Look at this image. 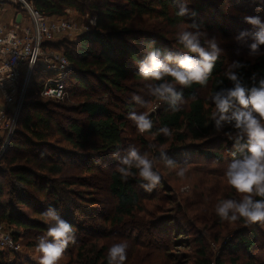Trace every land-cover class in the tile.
I'll use <instances>...</instances> for the list:
<instances>
[{"label": "trees", "instance_id": "1", "mask_svg": "<svg viewBox=\"0 0 264 264\" xmlns=\"http://www.w3.org/2000/svg\"><path fill=\"white\" fill-rule=\"evenodd\" d=\"M36 7L49 18L69 9L90 13L97 17V26L74 41L63 37L49 45L50 49L63 50L71 63L72 70L64 79L66 98H76L77 107L41 98L42 85L52 74L41 68L34 74L9 154L0 161V225L13 228L15 238L22 231L44 234L47 224L41 213L49 206L55 207L74 226L75 243L80 245L70 264H107L110 242L99 241L87 248L83 235L88 231L82 230L73 218L75 204L67 202L68 197L92 200L93 197H86L85 193L93 194L105 185L106 195L113 201L109 227L123 231L124 235L130 232L129 225L150 230L151 224L152 230L161 232L164 237L167 233L172 238L176 235L173 246L176 243L182 244L181 247L189 246L186 239L190 237L200 249L201 260L197 264H240L238 257L228 262L222 256L206 258L208 239L221 243L222 251L234 256L264 251V226L259 222L246 224L239 219L235 222L236 229H230L216 215L215 206L209 212L210 198L199 200L196 192L192 198H173L167 187L170 179L162 174L167 168L162 161L155 165L162 179L151 192L140 187L142 181L138 177L123 181L114 171L118 158L113 153L119 148L123 155L128 144L148 150L150 155L156 154V149H148L150 144L163 148L177 162L171 168L188 166L191 159L226 165L233 158L232 142L223 133H215L212 127L213 106L200 96L205 88L210 95L229 84L224 77L229 58L224 55L216 62L205 85L193 84L184 89L186 107L173 112L164 104L163 110L152 117L153 128L143 136L127 140L124 135L129 129L128 113L137 107L130 99L133 88L138 90L146 83L138 75L137 62L145 54L142 48L147 42L155 41L161 49H178L176 26L191 17L176 15L175 0H37ZM189 7L197 10V19L202 20L206 30L215 29L225 40L231 39V32L234 36L251 28L244 23V15H264L251 0H195ZM228 7L233 11L225 10ZM231 59L248 64L242 70L246 82H252L254 73L257 79L264 76V56L253 59L246 54ZM162 125L173 130L171 137L157 131ZM147 137H152L153 143L148 142ZM232 195L228 197L240 196L235 190ZM166 212H175L169 215L173 217L171 220L163 215ZM204 212H209L212 220L216 219L221 229L218 236L209 230L207 225L211 221L202 214ZM140 214L148 217V222L139 223ZM131 260H125L124 264ZM0 264H11L2 251Z\"/></svg>", "mask_w": 264, "mask_h": 264}, {"label": "clouds", "instance_id": "2", "mask_svg": "<svg viewBox=\"0 0 264 264\" xmlns=\"http://www.w3.org/2000/svg\"><path fill=\"white\" fill-rule=\"evenodd\" d=\"M195 0H175L176 15L191 17L186 23L176 26L175 40L180 47L165 50L157 47L155 41L147 42L142 48L145 52L138 60V75L146 82L144 94L133 93L131 101L139 108L148 105L147 98H156L173 112L180 111L184 104V89L193 84L205 85L216 62L225 52L222 45L225 38L209 34L199 13L189 5ZM264 11V0H251ZM244 23L251 26L231 37L237 45L247 48L249 58L264 56V16L244 15ZM245 61L236 59L227 64L224 77L229 84L219 87L208 97L213 106L210 121L215 133H223L232 142L233 158L224 168L227 184L240 194L239 198L225 197L217 201L215 213L222 220L243 219L246 224L259 222L264 226V76L257 79L254 73L252 82L243 77ZM170 78V79H169ZM223 84V81H221ZM147 97V98H146ZM128 119L140 133L154 126L148 111H130ZM157 131L171 137L173 130L167 125ZM148 149H156L155 155L141 150L135 144H128L121 155L119 148L113 153L118 158L114 171L121 180L138 177L140 187L151 192L160 183L162 176L156 169L157 161L166 167L177 162L163 148L150 144ZM176 175L183 177L185 168L180 167ZM41 216L47 224V231L38 237L35 245L40 255L38 264H60L61 257L69 244L75 243L74 226L55 209L49 206ZM9 245L12 241H7ZM2 247V245H0ZM129 245L124 239L113 242L106 253L107 264H124Z\"/></svg>", "mask_w": 264, "mask_h": 264}, {"label": "rangeland", "instance_id": "3", "mask_svg": "<svg viewBox=\"0 0 264 264\" xmlns=\"http://www.w3.org/2000/svg\"><path fill=\"white\" fill-rule=\"evenodd\" d=\"M229 12L233 11V8L228 7L225 8ZM235 12H238L237 10ZM7 15V14H6ZM72 15L74 17L75 22L79 26L89 27L90 31L93 30L97 26V17L91 15L90 13H81L77 10H72ZM264 16L263 14H261ZM209 34H214L221 36L215 29L208 30ZM233 36V32H231ZM70 41H74L77 37L75 35L72 36H65ZM226 42L222 45L225 49L224 56L228 57V62L232 61L231 58H235L238 56H244L247 54V48L245 47H238L236 44H233L232 39L225 40ZM60 53L64 52L63 50L59 51ZM145 84L140 89L137 90V87L133 88L132 94L140 93L144 94L146 92ZM209 89L205 88L200 91V96L207 99L209 96L208 94ZM132 96V95H131ZM147 98V97H146ZM148 105L146 108L141 109L138 106L136 107L135 111H148L151 117H156L158 113L163 110L164 104L159 102L156 98H147ZM208 101V100H207ZM64 105H68L70 108L77 107V99H65L62 101ZM186 103L184 102L183 107H186ZM81 118V116H77ZM20 120V118H19ZM17 130L19 126V121H17ZM129 129H127L126 133L124 134L127 137V140L133 138L135 139L138 135L143 136V133H140L132 121L128 122ZM17 132V131H16ZM16 134V133H15ZM13 135V137L15 136ZM6 134L0 135V142L6 139ZM13 137L8 141V145L2 153L0 161L9 154V146L13 139ZM146 140L148 142L153 143L152 137H147ZM0 143V146L1 144ZM188 162L189 165L185 166V175L183 177H179L176 175V171L180 168H169L167 167L165 171H163V176L168 177L170 181L167 184L168 190L172 191L171 196L173 198H192L194 197V193L196 192V196L199 200L206 199L207 197L212 200V208L216 205L217 201L228 197V195H232L234 189H232L226 181L224 177V168L226 165L217 163V162H205L201 159H191ZM199 188V189H198ZM198 189V190H197ZM93 193V192H92ZM86 197L92 196V200H81L76 199L74 197H68L67 202L75 204L72 208L73 218L77 220L83 229L87 230L86 234L83 235L84 241L88 247L94 245L96 242H110L111 245L113 242H116L120 239H124L128 242V249H127V257L126 260L132 259L129 261V264H197L200 261V249L196 245V243L192 242V238L188 237L186 242H189V246L181 247L182 244L176 243L173 246L172 241L175 239L176 235L172 238L170 237V233L164 237L161 235V232L153 231L151 224L149 228H142L140 226L129 225L131 227L130 232L124 235L123 231L119 229H110L109 222L112 215V206L113 201L110 197L106 195V187L104 185L102 190H97L93 194L85 193ZM202 197V198H201ZM91 198V197H90ZM99 200V201H98ZM89 202H97L95 204H91ZM180 203V200H178ZM171 209L172 207H168ZM94 209L96 211H94ZM77 210H81V212H77ZM93 211V212H92ZM195 212V211H191ZM200 212V211H199ZM209 212H204V216L211 221L209 230L218 236L221 232L220 227L216 223V219L210 216ZM175 212H166L163 215L168 217V220H171L172 215ZM171 215V216H169ZM138 221L141 224H145L148 222L149 218L145 217L143 214H140L138 217ZM226 224L229 225V228L234 230L237 227V223L233 221L224 220ZM180 224L185 225L187 224L185 221L181 222ZM192 222V221H191ZM235 224V227H234ZM3 226L4 231L9 234L8 232H12V240L14 245L19 247V251L17 254L9 253L8 251H4L7 255V260L11 264H15L16 262L19 263H28V264H38L37 257L40 255L36 251L35 245L37 243L38 237L42 235V233L33 231V232H21V235L15 238L14 236V229L10 228L6 225ZM90 228L92 229L91 231ZM202 227H198V231H201ZM89 229V230H88ZM91 232V233H89ZM122 232V233H121ZM134 232V233H133ZM123 234V237L121 236ZM79 236L82 237V232L79 233ZM232 237V234L229 235V238ZM232 242L231 240H229ZM112 242V243H111ZM108 245V246H109ZM259 245V243H258ZM80 245L73 244V246L69 245L68 248L65 250V253L61 257L60 264H70L72 261L75 260L77 249ZM206 250H207V257L208 259H215L217 257H221L228 262L230 258H239L240 264H260L264 261V251H258L256 253L249 254L247 256L244 255H236L230 254L229 252H223L221 243H217L212 239H208L206 241ZM261 246V245H260ZM89 248V249H90Z\"/></svg>", "mask_w": 264, "mask_h": 264}, {"label": "built area", "instance_id": "4", "mask_svg": "<svg viewBox=\"0 0 264 264\" xmlns=\"http://www.w3.org/2000/svg\"><path fill=\"white\" fill-rule=\"evenodd\" d=\"M37 0H0V159L8 141L17 131L21 111L32 89V80L38 68L52 74L44 81L40 97L53 101L66 99L64 79L72 70L66 55L50 49L49 45L65 36H79L90 31L79 26L72 10L49 18L37 7ZM7 14V15H6ZM22 19L18 23L17 17ZM7 234L0 226V251L17 254L12 232ZM12 244L7 243L8 240Z\"/></svg>", "mask_w": 264, "mask_h": 264}, {"label": "water", "instance_id": "5", "mask_svg": "<svg viewBox=\"0 0 264 264\" xmlns=\"http://www.w3.org/2000/svg\"><path fill=\"white\" fill-rule=\"evenodd\" d=\"M21 19H22V16L19 15V16L17 17V22L19 23V22L21 21Z\"/></svg>", "mask_w": 264, "mask_h": 264}, {"label": "crops", "instance_id": "6", "mask_svg": "<svg viewBox=\"0 0 264 264\" xmlns=\"http://www.w3.org/2000/svg\"><path fill=\"white\" fill-rule=\"evenodd\" d=\"M2 16H0V23H1Z\"/></svg>", "mask_w": 264, "mask_h": 264}]
</instances>
